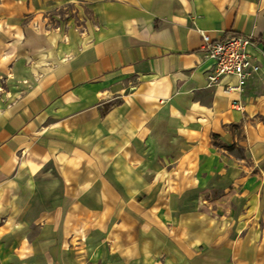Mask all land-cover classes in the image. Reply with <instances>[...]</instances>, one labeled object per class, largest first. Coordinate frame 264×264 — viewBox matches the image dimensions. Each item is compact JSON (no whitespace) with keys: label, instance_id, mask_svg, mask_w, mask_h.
<instances>
[{"label":"crops","instance_id":"crops-1","mask_svg":"<svg viewBox=\"0 0 264 264\" xmlns=\"http://www.w3.org/2000/svg\"><path fill=\"white\" fill-rule=\"evenodd\" d=\"M11 2L0 264H90L92 226L95 264H264V80L207 89L199 33L264 43V0ZM62 8L73 32L41 18Z\"/></svg>","mask_w":264,"mask_h":264},{"label":"built area","instance_id":"built-area-1","mask_svg":"<svg viewBox=\"0 0 264 264\" xmlns=\"http://www.w3.org/2000/svg\"><path fill=\"white\" fill-rule=\"evenodd\" d=\"M199 33L205 58L211 62L203 73L207 89L220 88L226 96H240L249 85L264 80V44L248 36L213 40L207 33ZM233 108L246 112L241 101H234Z\"/></svg>","mask_w":264,"mask_h":264},{"label":"rangeland","instance_id":"rangeland-1","mask_svg":"<svg viewBox=\"0 0 264 264\" xmlns=\"http://www.w3.org/2000/svg\"><path fill=\"white\" fill-rule=\"evenodd\" d=\"M8 2H9V0H0V23H1V20L4 19V17H6L5 14L6 15L7 14H10L12 16L13 13H14L15 8L12 5L13 3L11 2V4H9ZM4 3L5 4H8V5L7 6H4ZM3 9H6V10L3 11ZM71 11H72V9H70V8H68V10L62 8L58 12H55V13H52V14H48V13L47 14H43V15H41V18L47 19L48 24H49V27H47V28H55V29H58L60 27L64 31L73 32V30H75V28H77V25L80 26L81 23L78 24L76 14H74L73 12L71 13ZM68 13H69V16L67 17L66 15ZM86 13H87L86 14L87 18H89L90 16H89L88 12H86ZM70 20L71 21H75V22H71V24L69 26L68 23L70 22ZM3 29L4 28L2 26H0V31H3ZM6 29L13 30L14 28L8 27ZM140 172L141 171H139V173ZM105 222L107 224L104 223L103 224V227L106 228V226L110 222L109 221H105ZM90 223L92 224V222H90ZM90 223H88V225ZM89 228H87V230L89 232L87 231V234H85L86 235V240H84V242H86V248H85V250H84V252L82 254V257L85 260H87V263L88 262L90 263V261H92L90 264H95L94 261L99 260V258L103 257V255L99 251H97L96 253L93 251V241H94V238L91 236V233H90V232H93V226L92 227H89ZM88 233H90V234H88ZM71 237H72V235H71ZM68 252H70V251H68ZM74 253L71 252V255L69 256L71 262H74Z\"/></svg>","mask_w":264,"mask_h":264},{"label":"bare ground","instance_id":"bare-ground-1","mask_svg":"<svg viewBox=\"0 0 264 264\" xmlns=\"http://www.w3.org/2000/svg\"><path fill=\"white\" fill-rule=\"evenodd\" d=\"M148 145L150 147V150H152L154 148L153 140H150ZM139 170L141 171V173H143L146 172L147 169L145 166H142ZM48 181H53V176L50 173H48L46 168L40 170L35 176H33L29 180L30 184H40Z\"/></svg>","mask_w":264,"mask_h":264},{"label":"trees","instance_id":"trees-1","mask_svg":"<svg viewBox=\"0 0 264 264\" xmlns=\"http://www.w3.org/2000/svg\"><path fill=\"white\" fill-rule=\"evenodd\" d=\"M255 42L264 44L261 40H255Z\"/></svg>","mask_w":264,"mask_h":264}]
</instances>
